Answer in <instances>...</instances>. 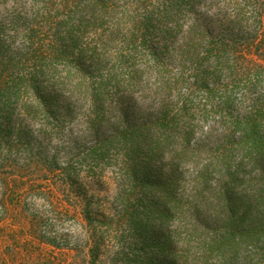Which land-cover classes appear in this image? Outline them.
<instances>
[{"label": "trees", "instance_id": "16d2710c", "mask_svg": "<svg viewBox=\"0 0 264 264\" xmlns=\"http://www.w3.org/2000/svg\"><path fill=\"white\" fill-rule=\"evenodd\" d=\"M155 1L149 7L151 0L123 6L119 0H14L0 23V217L7 205L20 204V187L29 189L33 170L43 176L50 172L45 151L41 146L35 151L18 121L39 116L37 123L44 128V118L68 122L77 114L95 136L78 156L85 172L101 178L106 168L115 170L116 193L112 202L97 205L100 219L91 218V205L84 206L94 236L90 264H104L107 242L124 238L130 242H122L105 264L142 261L135 252L148 257L144 264H264V102L237 114L208 149L190 144V128L176 121L187 113L197 85L204 87L202 118L209 112L225 114L234 85L246 89L245 94L264 85V59L247 61L241 51L245 46L232 35L215 39L210 34V49L200 61L194 59L188 45L196 27L188 15L193 0ZM263 5L264 0H224V11L231 10L224 23L238 33L242 9L252 7L257 13ZM183 27V47L189 51L186 59H178L179 66L190 63L192 73L161 81L168 92L187 86L180 105L159 104L152 117L133 115L122 106L124 98H112L121 84L132 87L137 80V71L120 80L117 72L127 67L120 60L134 58L136 48L131 47L145 44L149 31H166L163 43L168 46ZM202 29L208 35L207 25ZM256 34L264 37L262 29ZM17 39L19 47L13 44ZM112 59H118L115 66L108 65ZM45 73L49 95L39 80ZM15 107L18 121L12 119ZM113 109L121 112L117 126L110 122ZM140 160L157 163L161 174L156 180L145 178ZM182 164L193 167L188 175L180 170ZM63 166L57 170L71 184L77 174L68 162ZM139 237L144 243L137 249Z\"/></svg>", "mask_w": 264, "mask_h": 264}, {"label": "rangeland", "instance_id": "374dc122", "mask_svg": "<svg viewBox=\"0 0 264 264\" xmlns=\"http://www.w3.org/2000/svg\"><path fill=\"white\" fill-rule=\"evenodd\" d=\"M119 1V6H123L136 0ZM13 2L14 0H0V23L6 12L11 11ZM223 5L224 0H193V6L188 15L196 27L192 34V42L188 45H192L194 50L189 51V48L183 47L186 43L183 40L184 27L175 33L172 40H169L168 46L163 43L167 38L166 31H149L146 34L147 42L140 44V47L133 45L131 48H136L132 55L134 58L127 62H124L126 59L122 58L121 65L127 67L117 72L120 80L123 81L121 77H124L125 82L127 75L137 71L135 75L137 80L134 81L132 87L121 84L112 98L114 100L124 98L125 103L121 105L135 116L143 113L148 114L149 117L155 116L154 109L159 104L176 108L180 105L179 101L184 96L187 86L183 84L175 91L168 92L162 85L165 81H161L165 77L174 79L184 73L186 76L191 75L190 70L193 66L190 63L179 66L178 59L181 57L186 59V53L189 51L193 53L191 57L200 61L204 57L203 53L210 49L209 34L215 39L222 35H232L240 46H245L241 51L247 61L261 63L259 59H264V37L263 35L257 36L256 31L258 29L264 31V5L257 13L252 7L246 6L242 9L241 30L238 33L235 27L224 23L227 18L231 17V10L225 12ZM152 6H156L155 0H151L149 7ZM187 23L185 21L184 24ZM202 25H207L208 35L204 34ZM85 38L86 35L82 43L86 42ZM13 44L19 47L20 40L17 39ZM227 56L232 57L230 54ZM117 62L118 59H112L107 64L115 66ZM128 66L133 68L128 69ZM46 76V73L43 74L39 80L43 83L41 87H43L44 94L49 95L50 88L46 84ZM224 80V75L220 76V85ZM197 86L193 91V96L188 98L187 113L183 114V117L176 118V121L179 125L190 128L191 134L188 140L190 144L198 143L204 149L213 147L215 141L219 139L220 129L228 125L237 114L249 113L256 101L264 102V85L258 86V89L248 94H245L247 90L242 86L234 85L231 89L233 99L226 113L209 112L202 118V107L205 105L204 87L200 90L199 85ZM215 102H218V99H215ZM16 109V107L13 108L12 112L14 121L19 119V112ZM120 115V111L112 110L110 122L113 126L118 125ZM38 118L41 120L39 116L37 118L29 116L18 122L28 132L35 151L37 146H41L45 151L50 172L43 176L40 170H33L29 176L32 181L29 189L24 190V186L20 187L22 192L20 204L7 205L5 216L0 217V264H90L94 236H90L88 231V217L84 206L85 203L91 205V218L100 219L95 216L99 208L97 205L100 201L112 202L116 193L113 180L115 170L112 167L106 168L101 178L96 175L97 173L85 172L83 165L79 163L78 156L84 146L89 147L94 143L95 136L77 114L73 115V120L68 122L44 118V128L37 123ZM261 122L264 126V117ZM103 130L107 133L110 131L109 126L104 125ZM234 156H237L236 152ZM65 162H68L77 174V176L72 175L74 181L71 184L63 181L61 170H57L62 169ZM201 162L202 160L199 159L198 163ZM139 166L144 169L145 178L150 181L156 180V176L161 174V171L157 170L156 162L140 160ZM192 168L189 164L180 166V170L185 175H188ZM173 221L170 225H173ZM151 224L157 231L159 230L158 221L153 220ZM139 239L140 245L138 244L137 249L144 243L142 238L139 237ZM135 240L138 241V238ZM122 242L126 245L130 241L124 238L118 242H107L109 246L105 249V256H102L101 261L107 263L114 258ZM135 253L142 258V261H148L144 252ZM154 255L160 258L157 251H154ZM165 259L172 262L169 256ZM132 260L135 261L133 264H144L141 259Z\"/></svg>", "mask_w": 264, "mask_h": 264}]
</instances>
